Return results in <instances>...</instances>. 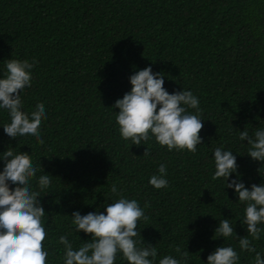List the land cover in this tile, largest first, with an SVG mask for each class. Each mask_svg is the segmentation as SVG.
<instances>
[{"label": "trees", "instance_id": "obj_1", "mask_svg": "<svg viewBox=\"0 0 264 264\" xmlns=\"http://www.w3.org/2000/svg\"><path fill=\"white\" fill-rule=\"evenodd\" d=\"M10 59H35L21 110L31 117L44 105V144L32 135L10 138L3 126L11 117L0 108V172L9 149L27 153L38 169L29 186L45 210L46 264H64L61 235L73 250L91 242L72 223L74 212L106 214L121 197L136 200L148 217L138 221L134 239L139 248H156L153 264L180 259L176 246L188 252V264H207L216 248L228 246L237 264H255L256 252L264 259V233L248 236L256 252L240 249L247 203L226 187L238 175L249 190L264 184V162L239 138L245 129L253 138L264 130V0H0V79ZM146 67L163 74L169 94L185 90L199 99L204 126L195 153L169 151L151 133L139 146L121 137L114 104ZM217 147L236 156L237 172L227 181L212 179ZM161 164L168 186L156 189L149 180L161 175ZM45 174L51 183L41 190ZM223 219L234 229L230 237L215 233ZM114 264L128 261L118 251Z\"/></svg>", "mask_w": 264, "mask_h": 264}, {"label": "clouds", "instance_id": "obj_2", "mask_svg": "<svg viewBox=\"0 0 264 264\" xmlns=\"http://www.w3.org/2000/svg\"><path fill=\"white\" fill-rule=\"evenodd\" d=\"M35 65L27 60L10 59L6 63V77L0 79V108L7 109L11 122L3 126L4 132L10 138L32 135L38 143L44 144L40 138L39 127L46 118L43 104L36 105V111L31 117L22 111L20 93L27 86L31 87V69ZM131 91L117 99L114 107L119 109L116 122L124 140H131L137 146L155 137L161 146L195 153L197 145L202 143L199 133L203 128L200 118L199 99L191 91H179L169 94L164 88L162 73H153L151 67H146L130 77ZM159 106V108H158ZM196 109V114H189L187 109ZM151 133V136H150ZM239 138L247 140L250 145L248 155L264 162V130H257L254 138L248 131H240ZM215 173L213 180L223 177L226 181L230 174L237 172L236 156L232 151L222 147L214 150ZM143 155H149L148 148ZM5 165L0 172V264H46L48 252L44 250L43 241L46 238L42 217L45 210L37 197L40 193L32 191L29 180L38 169L33 167L27 153L14 154L12 150L3 153ZM161 175H153L149 183L156 189L166 188V166L161 164L158 169ZM16 185L14 189L8 182ZM50 175H41L38 184L41 190L50 185ZM234 188L240 202H246L245 218L241 221L247 226L248 235L239 238L242 251L256 252L252 240H259L264 228L258 225L264 223V184L251 185V190L236 179L226 184ZM111 192L117 194L115 184ZM145 207H148L145 204ZM72 223L76 230L91 234V242L84 243L79 250H73L67 237L61 235L59 243L65 247L64 264H114L117 252H121L128 264H153L157 256L155 247H137L134 239L139 220H147L144 210L136 200L123 197L106 207L105 213H88L81 215L78 211L72 214ZM226 238L234 233L229 219H223L215 230ZM175 251L180 259L165 256L159 264H188V252H181L179 246ZM152 259H149V258ZM240 257L231 247H218L207 257V264H237ZM255 264H264L260 253L256 252Z\"/></svg>", "mask_w": 264, "mask_h": 264}]
</instances>
